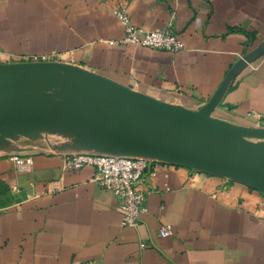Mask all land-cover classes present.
Wrapping results in <instances>:
<instances>
[{
  "label": "crops",
  "instance_id": "crops-1",
  "mask_svg": "<svg viewBox=\"0 0 264 264\" xmlns=\"http://www.w3.org/2000/svg\"><path fill=\"white\" fill-rule=\"evenodd\" d=\"M133 26H172L176 53L119 44ZM264 44V0H0V63L48 56L158 100L199 110L230 68ZM214 118L264 128V53L226 88ZM0 144V264H264V194L162 163L139 189L146 213L122 226L94 169L64 166L77 138ZM30 157L21 170L12 156ZM163 226L171 234L161 238ZM140 244H144L143 248Z\"/></svg>",
  "mask_w": 264,
  "mask_h": 264
},
{
  "label": "water",
  "instance_id": "water-1",
  "mask_svg": "<svg viewBox=\"0 0 264 264\" xmlns=\"http://www.w3.org/2000/svg\"><path fill=\"white\" fill-rule=\"evenodd\" d=\"M263 53L264 44L238 60L196 111L72 64L0 63V144L65 131L85 151L174 164L264 194V128L212 116L236 74Z\"/></svg>",
  "mask_w": 264,
  "mask_h": 264
},
{
  "label": "built area",
  "instance_id": "built-area-1",
  "mask_svg": "<svg viewBox=\"0 0 264 264\" xmlns=\"http://www.w3.org/2000/svg\"><path fill=\"white\" fill-rule=\"evenodd\" d=\"M118 21L123 26L124 36L119 44L141 46L152 50L176 53L183 49V44L173 32L172 26L162 29L143 30L133 26L124 10L116 12ZM54 54L48 56H23L20 62H53ZM255 128H262L257 120ZM11 160L21 170H28L30 157L12 156ZM162 162L147 158H131L106 155L94 152H75L67 155L64 166L68 169L79 170L83 167L94 169L92 181L101 189L112 194L116 207L122 215V226L135 228L140 217L146 213L145 192L139 189L148 177L155 174V170ZM161 238L171 234L170 226H163L158 232ZM145 245L140 244L143 248Z\"/></svg>",
  "mask_w": 264,
  "mask_h": 264
},
{
  "label": "rangeland",
  "instance_id": "rangeland-1",
  "mask_svg": "<svg viewBox=\"0 0 264 264\" xmlns=\"http://www.w3.org/2000/svg\"><path fill=\"white\" fill-rule=\"evenodd\" d=\"M74 135H71L70 133L68 132H53V133H50V134H47V135H43L42 138H54L55 140L56 139H61L63 137H73ZM75 137V136H74ZM76 138V137H75ZM79 140V139H78Z\"/></svg>",
  "mask_w": 264,
  "mask_h": 264
}]
</instances>
